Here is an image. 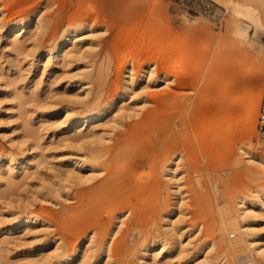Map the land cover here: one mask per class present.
I'll return each mask as SVG.
<instances>
[{
    "label": "rangeland",
    "instance_id": "1",
    "mask_svg": "<svg viewBox=\"0 0 264 264\" xmlns=\"http://www.w3.org/2000/svg\"><path fill=\"white\" fill-rule=\"evenodd\" d=\"M256 1L0 0V264H63L73 249L67 264H264ZM22 20L19 42L3 34ZM74 34L81 49L56 58ZM102 181L118 187L89 196L103 205L85 231L77 199Z\"/></svg>",
    "mask_w": 264,
    "mask_h": 264
},
{
    "label": "bare ground",
    "instance_id": "2",
    "mask_svg": "<svg viewBox=\"0 0 264 264\" xmlns=\"http://www.w3.org/2000/svg\"><path fill=\"white\" fill-rule=\"evenodd\" d=\"M214 1H216L218 4H221L222 6H225V7H229L230 5H232V7H234V8H239L241 5H245L246 6V4H247V1L246 0H235V1H233V0H230V1H225V0H214ZM256 3H258L259 4V8H260V21H261V29L264 31V0H258V2L256 1ZM242 7L241 8H239L238 9V12H236V13H239V12H241L242 10ZM258 12V11H257ZM32 23H34V22H32ZM80 23V22H79ZM19 24H20V26L18 27V28H16V29H14V27H11V26H8V27H6V28H4L3 29V34L4 35H8L10 32L11 33H14V35H15V37H14V41L15 42H19V36L23 33L24 34V32H25V30H23L24 29V27H25V25L27 24V22L26 21H24V20H22V21H20L19 22ZM35 26H34V28L35 27H39L40 26V24H42L41 23V21L39 22V19H35ZM36 29H38V28H35V30ZM23 31V32H22ZM73 32L74 31H76V29H73L72 30ZM71 36H69V38H66V39H63V41H61L59 44H58V46H56V48H55V51H54V53H55V57L57 58V57H60L61 59H65V58H67L68 56H69V54L71 53V52H73V51H76V50H79V49H81V47H77L78 45H79V43L83 40L81 37H77L75 34L70 38ZM67 40H69V44H71V47H69L68 48V46L66 45V41ZM18 44V43H17ZM68 44V43H67ZM251 58V57H250ZM256 58H258V57H256ZM251 60V59H250ZM261 61L263 62L264 61V57L261 59ZM253 61H251V63H252ZM255 62H256V59H255ZM180 74H182V72L180 71V67L178 66V65H175L173 68H172V70H171V73H170V76H169V78L170 79H172V80H177V79H179L180 78ZM237 81H238V78H235V81L234 82H232V84H231V86L232 87H234L235 85H236V83H237ZM257 91V84H255V87L254 88H252V90H251V92H252V94H253V92H256ZM260 101H259V97H257V100H254V99H252V101L249 103L250 104V107H248V109L245 111V116H244V118L245 119H247V120H245V122H249V127H253V125H254V122H253V120H252V118H251V113L253 112V109H254V107L256 106V105H258V103H259ZM261 102H262V97H261ZM112 105H113V103H110L109 105H107V106H105V107H103L99 112H97V111H92L91 109L90 110H88V111H86V112H84V115H77V116H74L73 117V119L71 120V121H69L68 122V126H72V127H79V126H81V125H83V124H85L86 122H88L89 120H91V119H98L100 116H102V114H103V112L104 111H107V110H109L111 107H112ZM260 105H261V103H260ZM230 107V106H229ZM89 123H87V125H88ZM257 125H258V117H257ZM257 125H256V128H257ZM92 132V130H88V134L89 133H91ZM86 133V134H87ZM85 134V135H86ZM81 136L80 135H78V138H80ZM254 137H256V136H253V139H254ZM256 139V138H255ZM93 154H95V153H93ZM93 154L92 153H88V156H90V158H93ZM107 154H108V152H107ZM96 155V154H95ZM117 155L119 156V154L117 153ZM108 156V155H107ZM111 156H114V154H112ZM95 157V156H94ZM97 157V156H96ZM100 158H101V156H100ZM88 159H89V157H88ZM72 162L73 163H75L76 161H73L72 160ZM89 161L88 160H83L81 163H80V165H82V164H84V163H88ZM112 162H114V161H112ZM111 162V163H112ZM78 164V163H77ZM262 164L264 165V162H262ZM91 165V164H90ZM108 167V166H107ZM106 167V168H107ZM123 178V177H122ZM103 183H101V186H97V187H95V188H93L92 190H87L88 192H87V194L85 193V197H79L77 200L80 202V200L82 201V202H80L81 204L80 205H78L77 206V208H82V210H83V213H84V221H85V224H86V227H85V231H87L88 230V227H90L91 225H92V227L93 228H98L99 226H97V225H95V223H94V219H95V217L97 216V214L99 213H97V211H98V209H99V206H102L101 204L98 206V205H96L95 203L93 204V201H92V204H90V202H91V199H90V197L91 196H95V195H97V198L98 199H100V202L102 203L103 202V198H102V200H101V197L99 198V196L102 194L103 196L102 197H107L108 198V200L110 199V197H111V195H113V193L115 192V190H114V188H116V187H118V185H117V182L115 183L116 184V187H115V184L114 183H112V182H114V181H112L110 184H109V182H107L106 181V183H104V181H102ZM106 185H108V187L106 186ZM109 189V191L107 190V189ZM108 192H107V191ZM92 194H94V195H92ZM91 195V196H90ZM90 196V197H89ZM134 196H136V194H134ZM137 197V196H136ZM94 198L96 199V196L95 197H93L92 199L94 200ZM106 198V199H107ZM120 197L118 196V197H116V199L118 200ZM112 200V198L110 199V201ZM123 200V199H122ZM260 200V199H259ZM263 202V201H262ZM99 203V202H98ZM104 203H105V201H104ZM90 204V206H88ZM87 205V207L85 208V206ZM240 206H242L243 205V201H241L240 202V204H239ZM84 208V209H83ZM241 208H243V207H241ZM36 219V217L35 216H33V215H30V214H26V215H24L23 217H22V223H28V222H32V221H34ZM241 227L244 229H247L249 226L247 225H245V224H241ZM250 229V228H249ZM230 233V232H229ZM228 233V234H229ZM240 239V238H239ZM245 239V238H244ZM252 240V242H253V239H251ZM241 241H242V239H241ZM241 241H239V242H241ZM244 241V240H243ZM247 241V240H246ZM79 242H80V240L77 242L78 244H79ZM232 241H230V243H231ZM234 242V241H233ZM249 242H251L250 240H249ZM255 242H257L258 243V240L256 241L255 240ZM255 242H254V244H255ZM230 243H228V244H230ZM260 243V242H259ZM234 244V243H233ZM260 245V244H259ZM230 247L233 249V247L230 245ZM237 247V246H236ZM262 247V246H261ZM228 248V247H227ZM254 251H256V253H261L260 251H261V249H260V246H258V245H256V246H254ZM234 250V249H233ZM239 250H240V248H239ZM236 251V250H235ZM75 252H76V249H73L72 251H70V252H68V253H66L65 255H64V258H63V260H62V263L63 264H67L72 258H73V256L75 255ZM234 252V251H233ZM263 252V251H262ZM249 255V256H248ZM244 256H248V257H250L251 256V254H246V255H244ZM244 256H240L238 259H241V258H243ZM251 257H250V260H243L242 262H241V264H250L251 262ZM256 264H262V263H256Z\"/></svg>",
    "mask_w": 264,
    "mask_h": 264
},
{
    "label": "built area",
    "instance_id": "3",
    "mask_svg": "<svg viewBox=\"0 0 264 264\" xmlns=\"http://www.w3.org/2000/svg\"><path fill=\"white\" fill-rule=\"evenodd\" d=\"M257 138L261 148L264 150V91L262 96L261 107L258 114Z\"/></svg>",
    "mask_w": 264,
    "mask_h": 264
},
{
    "label": "crops",
    "instance_id": "4",
    "mask_svg": "<svg viewBox=\"0 0 264 264\" xmlns=\"http://www.w3.org/2000/svg\"><path fill=\"white\" fill-rule=\"evenodd\" d=\"M214 1V0H213ZM216 2V1H215Z\"/></svg>",
    "mask_w": 264,
    "mask_h": 264
}]
</instances>
